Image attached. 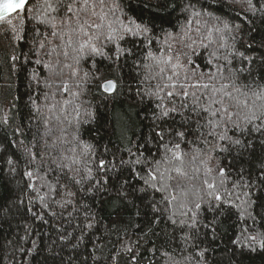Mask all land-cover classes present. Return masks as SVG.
Returning a JSON list of instances; mask_svg holds the SVG:
<instances>
[{
	"label": "trees",
	"instance_id": "trees-1",
	"mask_svg": "<svg viewBox=\"0 0 264 264\" xmlns=\"http://www.w3.org/2000/svg\"><path fill=\"white\" fill-rule=\"evenodd\" d=\"M69 3L0 21V264H264V117L215 127L190 87L264 88V0Z\"/></svg>",
	"mask_w": 264,
	"mask_h": 264
},
{
	"label": "snow or ice",
	"instance_id": "snow-or-ice-1",
	"mask_svg": "<svg viewBox=\"0 0 264 264\" xmlns=\"http://www.w3.org/2000/svg\"><path fill=\"white\" fill-rule=\"evenodd\" d=\"M78 2L79 0H72V3L67 4L66 12L76 15L77 10L74 9V5ZM82 2L84 6H88L90 3V0H82ZM99 2L103 4L104 0H99ZM25 3H26V0H0V21L6 20L8 15H11L12 13L17 12V10H21V11L24 10ZM45 3H47V0H45ZM48 7L50 8L51 4H48ZM68 19H71V17H68ZM101 19H103V16H101ZM7 22L11 23L10 20ZM77 23L80 29L84 30V27H85V24H87V21H85L84 23H80L79 17L77 16ZM52 26L55 27V24H53ZM89 27L100 29L102 25L92 24V25H89ZM107 27L115 31V29L112 28L111 23H108ZM126 31L132 32V29L127 28ZM53 35H55V33H53ZM85 35H88L86 31H85ZM93 39L99 40L100 36L99 35L95 37L89 36L88 41H86L85 43L91 46V50L93 52L99 54L101 50L97 48L94 44H92ZM106 39L112 40L113 37L112 35H108ZM41 47H43V45H41ZM83 47H84V44L81 45V48ZM184 55H187V54L185 53ZM171 62H172L171 56H169L166 60L163 61V63H166V64H170ZM172 67L174 70L176 68L183 67V65L179 63V53L177 55V63L172 64ZM161 71H163V69H161ZM174 74L177 76L179 75V73H175V72ZM215 78H216L215 76L210 77L211 80H214ZM168 79L172 80V77L170 76L168 77ZM185 79H187V76L185 77ZM115 87L116 85L113 82L109 81L108 84L105 86V91H113L115 90ZM165 87H168V85H165ZM171 87L175 88L176 85L173 84L171 85ZM180 87L183 88L185 86L180 85ZM190 87L210 90L209 104H208V107H205L203 109V111L210 112L211 116L213 117L219 116L221 118L219 121L215 122L214 124L215 127H219L221 123L224 122V123H230L236 128H240V124L237 122V120L241 116V110H247L243 116V120L247 124H252L253 121L259 120L261 119V117H264V88H261L259 91H252L251 96H250L248 92L243 91L240 86H237L234 81L231 84H228V83L221 84L219 88H217L216 85L213 83H197V84L190 85ZM229 89H232V90H229ZM65 90H67L66 87H65ZM175 94L178 95L179 93H175ZM173 95H174L173 91L167 92V96L172 97ZM191 95L195 96V93H192ZM183 96L187 98L189 96V93L187 91H184ZM257 101H261L262 103L257 105L256 103ZM214 105H218V107H213ZM230 109H235V111H232ZM170 111L175 112L176 109L172 108V109L165 110L162 112V116L167 117ZM257 111H259V115H257ZM234 116L237 117V120L233 119ZM208 123L213 124V121L209 120ZM241 130L243 131V129ZM257 130H259L258 126H257ZM210 134L216 135L215 132L210 133ZM157 135L159 136L160 139H163V133H157ZM177 135H179L180 137H183L184 133L178 132ZM219 139L225 140V139H228V137L226 135H220ZM234 143L241 144V141L236 140L234 141ZM164 147L167 148L168 146L165 144ZM174 147L175 149L179 150L180 145L175 144ZM169 151H171V149H169ZM172 155L174 159L181 158V153L179 151L173 152ZM101 166H103V161L101 162ZM167 171H168L167 169H165L164 172L160 171L159 161L156 162L155 171H153L152 169L148 170V176L150 177L152 181H157L158 178L160 181H164V183L161 186V190L171 188V185L168 184L167 181L171 180L172 177L165 176V172ZM174 171H176L177 173H181L180 168H176L174 169ZM212 171H213L212 168L206 169V173H211ZM157 173H159V177L157 176ZM224 174H225L224 169L221 168L219 170V175L224 176ZM28 175L30 176L31 173H28ZM204 183L210 189H215L216 187L214 183H209L207 180H205ZM152 187H155V184H153ZM187 194L188 193L184 189L180 188V186L177 185L176 189L173 190L172 193H170V196L172 200H176L177 195L181 197H186ZM216 199L219 200L221 199V197L219 195H216ZM196 207L199 208L200 204L197 203Z\"/></svg>",
	"mask_w": 264,
	"mask_h": 264
},
{
	"label": "water",
	"instance_id": "water-1",
	"mask_svg": "<svg viewBox=\"0 0 264 264\" xmlns=\"http://www.w3.org/2000/svg\"><path fill=\"white\" fill-rule=\"evenodd\" d=\"M29 1L30 0H26V3H25V6H27V4L29 3ZM24 6V7H25ZM19 11H21V10H17V12H19ZM17 12H14V13H12L11 15H8L7 17H9V16H12V15H14L15 13H17ZM109 82V81H108ZM108 82H106V83H104V85H103V89H104V91H105V86L108 84ZM112 82V81H111ZM114 83V82H113ZM114 91V90H113ZM113 91H106L107 93H112Z\"/></svg>",
	"mask_w": 264,
	"mask_h": 264
}]
</instances>
